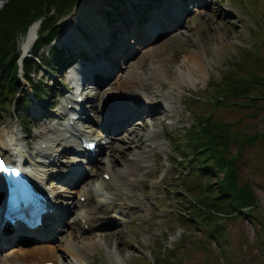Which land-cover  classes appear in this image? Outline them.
Instances as JSON below:
<instances>
[{"label": "rangeland", "instance_id": "rangeland-1", "mask_svg": "<svg viewBox=\"0 0 264 264\" xmlns=\"http://www.w3.org/2000/svg\"><path fill=\"white\" fill-rule=\"evenodd\" d=\"M114 1L103 0L104 3L99 2L101 15L103 16L107 13L108 17L98 24L97 34L104 36L103 32L106 29H108L106 32L111 29L103 46L107 45L109 50L119 52V56L125 58V60L116 57L114 59L117 64L116 69H111L109 65L110 69L106 70L104 68L96 72L97 77H101L104 71L110 75L112 78L110 86L106 87L105 84L96 85L95 87L89 86L83 91L85 93L84 98L92 100L90 103L87 102L85 106V114L83 115L87 123L85 126H89L90 130L91 128L96 129L98 126H96V123L101 117V111L105 106L104 103L107 96L116 91L117 83L122 80L116 78V74L128 72L132 77H135L134 72L137 71L142 74L144 67L148 70L142 75L147 81L153 85H164L161 91L164 93V99H169H167L168 102L164 103L168 109V117L164 123L157 121L154 124L152 119L141 121L142 125L146 124L148 128L141 132L144 143L153 131L160 132V135L153 142L144 144L141 153L144 152L143 154H146L147 158H141L136 162L142 168L136 176L129 177L134 182L129 187V194L124 195L123 200L117 199L100 207L96 200L93 199L95 183L104 172V170H100L99 176L96 177L95 170L98 166L105 164L101 158H106V155L99 156L91 166L89 165L90 168L86 171L82 182L75 186L76 189H84L89 192L91 200L88 202L87 209L90 210L92 215L99 214L103 216L109 211V214H111L110 221L114 223L113 226H104L105 222L101 223V226L97 225L91 231L82 233L80 238L75 237L76 240H83L86 243L98 242L99 247L88 253L87 262L89 264H132L135 261H131L133 257L140 258L141 256L153 261L156 257L159 243L163 248L169 249H174L176 244L179 243L182 238V231L168 228L164 219L165 215L171 212V205L177 203L176 201H171L170 192H181V185L184 182L179 177L182 174H180L178 166L174 165L173 157L177 153L172 143H170V136L176 133V138H184L190 132L192 126L197 123L194 116V105L191 104L193 98H199V96L208 97L209 87L212 92L213 86L220 82L222 74L229 67L238 65L240 68L247 70V66H250L245 62V52L248 50L253 52V48L258 50L260 46H264V0H205L208 4L203 7H200L197 2H191L190 0H173L178 7L185 6L187 11L181 27L173 30L176 31L175 35L171 34L173 31L166 34V30L162 32L163 36L156 40H150V42H141L139 40L135 34V28L137 27H135V21L137 22L141 17L149 19L151 14H153L152 9L162 3L164 4L167 0H134L136 5L133 6L132 2L129 3L128 0ZM143 5L149 7L148 11H142ZM131 11L133 16L132 21L129 22L128 17L132 13ZM73 14H67L71 21L74 20V17L71 18ZM67 19L58 22L61 32L55 42H53L64 49V54L67 51L69 52L68 46L71 45L69 40L61 41L64 30L73 28V31H76L72 22L70 20L69 22L66 21ZM80 30L88 38L85 43L94 42L91 33L85 31L81 26ZM110 35H113V37L109 38ZM76 43L78 42L74 40L73 44ZM122 43L125 44L124 49L120 47ZM79 46H84V42L80 41ZM148 47L152 48L150 52H146ZM101 48L103 51L104 47L101 46ZM101 48H99V51H101ZM110 53L108 52L107 54ZM255 53L261 56L259 53ZM191 54L203 60L205 64L203 69L197 70L196 67L193 68L192 62L188 60ZM97 58L99 59L100 56ZM126 60L130 62L129 66L125 63ZM140 66H142V69L139 68ZM152 68L159 72V82L156 78L152 79L149 77ZM164 69H170L173 76L181 78L183 81L182 88L177 86H174L173 89L171 88V79H166L163 73ZM189 70L193 73H190ZM260 71L264 74V66H261ZM55 77L64 81L70 76L64 71L59 75H55ZM37 78H41L44 82H50L53 79L49 74L42 75L41 72L38 73ZM52 81L53 91H51L50 106L54 107L57 105L59 108L62 99H60V104L56 102L57 94L63 91V88L59 83L55 85V81ZM100 89H103V92L98 94ZM27 90H29V85L23 82V92ZM164 99L160 101L163 103ZM90 105L94 108H90ZM127 107L129 106L127 105ZM35 108L37 109L38 107L35 105L28 107V115L24 114L25 108L22 111H15L14 106L2 111L0 131L6 126L20 130L18 116L20 119L24 117L26 119L30 118L29 124L32 129L30 135L24 134L21 130L20 132L21 136L29 144H35L39 139L46 140L52 135L51 131H44L46 127L55 126V124L58 125L61 122L66 123L65 120H59L58 116H62V113L60 109L58 111L55 108L53 112H47V115L51 116L52 119L41 117L33 120L32 114ZM222 112L225 115L234 113L231 109H224ZM235 115L234 113L232 116ZM263 115L264 112H259V116ZM259 122V128L264 130V127H262L264 121L259 120ZM248 129L253 131L252 128ZM177 134L180 135L177 136ZM116 139H111V143L112 141L113 143L118 142ZM111 143L109 142L106 146ZM229 148L232 153L237 150L235 145H230ZM130 150V155L133 157L136 153L141 154L133 146ZM106 152H110V146ZM72 155L73 152H68L67 156L69 158L65 159L61 154L57 161L58 165L55 167L65 170L73 164ZM129 156L124 161H128ZM121 161L120 156L118 154L115 155L113 160L115 172L122 171ZM81 166L85 168L84 164ZM55 167H49V170L54 171ZM238 167L243 181L252 184L251 189L259 200L260 211L257 214H261L264 217V136L254 146L248 143L243 157L239 158ZM183 172L188 176L190 168H185ZM210 175L213 182L219 181L218 176L211 173ZM55 177L54 175L52 179L56 180ZM221 177L223 178V174ZM188 179L193 186H196L195 192H197V186L200 184L199 178L190 176ZM204 182L205 180H202L203 184ZM57 192H59V199H62L64 203L71 197L59 190ZM171 195L173 197V194ZM184 197L187 196L184 194ZM72 209H70L69 213H71V216L69 218L77 216L75 210L73 211ZM69 218L65 219L64 224L66 227L64 228L63 225L61 231L57 232L62 236L61 238L67 240L71 239L69 232L74 235L76 234L75 231H77L68 223L71 220ZM228 228L231 233L232 248L225 247V250L231 260H227V253L223 255L219 252L220 250L218 251V246H215L216 240L212 239L210 246H213V250L206 251L201 245L198 246L192 255L187 258V264H207L205 259L207 257L213 259L214 256L222 263L224 262V264H264V257L260 255L255 246L256 225L248 219L242 218L230 222ZM193 232L195 235L200 236L202 229L200 227L193 228ZM51 244H55L58 247L62 245L60 240H52ZM234 259L239 261V263H235ZM64 263L86 264L85 261L78 262L69 257Z\"/></svg>", "mask_w": 264, "mask_h": 264}, {"label": "trees", "instance_id": "trees-1", "mask_svg": "<svg viewBox=\"0 0 264 264\" xmlns=\"http://www.w3.org/2000/svg\"><path fill=\"white\" fill-rule=\"evenodd\" d=\"M82 1L8 0L2 6L0 114L11 107L20 93L19 43L29 27L39 20L34 56L39 59L40 64L34 58H27L23 67L33 95L49 98L51 85L32 78V71L44 67L47 71L57 73L61 62L65 63L61 50L51 44L60 33L59 20ZM41 50H44L42 54ZM253 50H246L244 55L245 62L250 66H247V70L238 65L229 67L222 74L220 82L214 86L212 84V92L209 87L208 97L193 98L191 104L194 105L197 123L192 126L190 132L184 138H176V133L171 135V143L177 153L173 157L174 165L178 166L182 174L179 177L184 182L181 192H170L173 194V197L170 194L171 201L177 203L171 205V212L166 214L164 219L168 228L182 231L181 240L174 249L163 248L159 243L153 261L145 256L133 257L131 261H135L132 264H187V258L198 246L201 245L206 251L213 250V246H210L212 239L216 240L218 251L223 255L227 253V260H231L225 250V247H231V233L228 227L230 222L242 218L256 225L255 246L264 257V217L257 214L260 211L259 200L251 189L252 184L243 181L238 167L239 158L243 157L248 143L254 146L264 136V130L259 128V120L264 121V115L259 116V112H264V74L260 71L261 66H264V46ZM29 102L31 95L25 92L23 98L16 103L17 110L26 108ZM39 104L47 107L43 102ZM224 109H231L236 115H225L222 112ZM21 123L25 128H30L25 119L21 120ZM230 145L237 146L236 152L230 151ZM185 168H190V176L199 178L197 192L196 186L188 179L190 176L182 173ZM210 173L218 176L219 181L213 182ZM201 179L205 180L204 184ZM184 194L188 198L184 197ZM197 227L202 229L200 236L193 232V228ZM205 262L224 264L215 256L213 259L207 257Z\"/></svg>", "mask_w": 264, "mask_h": 264}, {"label": "bare ground", "instance_id": "bare-ground-1", "mask_svg": "<svg viewBox=\"0 0 264 264\" xmlns=\"http://www.w3.org/2000/svg\"><path fill=\"white\" fill-rule=\"evenodd\" d=\"M119 1V0H118ZM129 3L132 2V6L136 5L134 3V0H128ZM99 2H103V0H87L80 4L74 11V14L72 17H74L73 21L71 19H67L66 21L72 22L73 27H75L76 31H73V28H66L64 30V33L62 35V40H69L71 41V44L73 45L74 49H78L79 43L84 42V46H81L83 49L87 50V53L91 56V64L86 65L85 68V75L89 76L91 75V72H94V70L98 67L93 63V59L98 54V49L101 48L106 43L107 39V30L106 29L103 32V35H98V24L102 22L103 19H105L104 14L101 15V11L99 8ZM114 2H117L115 0ZM120 2V1H119ZM191 2H197V4L200 7L205 6L206 1L205 0H192ZM104 3V2H103ZM158 3V2H156ZM166 3V2H165ZM214 4V3H213ZM173 6V4H170V6ZM109 6V5H108ZM183 7V6H182ZM166 8V7H165ZM113 12L114 10L111 9ZM186 12V11H185ZM184 12V13H185ZM161 14V15H160ZM187 12L179 17V14L176 12L174 13H167L163 9L162 12H156L155 17L147 23L144 27L137 30L136 35L140 39L141 42H150V40H156L163 36L162 33L158 32L157 34H153V37L149 34V32L155 30V27L162 25L163 29L167 30L166 34L170 31H173L175 29H179L181 27V23L183 22ZM158 18L160 20L158 21ZM129 22H131V18H129ZM67 23V22H66ZM59 25V24H58ZM80 26L85 30L91 33V35L94 38L93 43H85L84 39L82 38L83 33L80 30ZM39 29V26H34L30 29L28 34L24 37L23 41L21 42V49L24 53H29L32 49V46L37 38V31ZM60 29V27H59ZM61 30V29H60ZM176 31H173V35H175ZM149 34V35H147ZM179 34V32H178ZM85 38V37H84ZM86 42H87V38ZM74 40H76L78 43L73 44ZM125 44H120V47H123ZM151 47L146 48V52L151 51ZM120 53L117 51H113L112 54L105 57L101 64H108L110 65L111 69H116L117 64L115 63V58L120 57ZM125 60V58L120 57ZM123 60V61H124ZM188 60L192 62L193 68L196 67L197 70L203 69L204 62L199 58L198 56L194 57V55H189ZM126 64H130L129 61L126 60ZM133 65V64H132ZM101 69V66H99ZM140 66L139 68H141ZM119 68V67H118ZM142 69V68H141ZM148 69L145 67L142 69V74L145 73ZM190 71V70H189ZM105 72V71H104ZM100 77L99 84H105V86L111 85V76L107 73H104ZM163 73L166 77V79H171L170 84H172L171 88L173 89L174 86H177L179 88H182L183 81L181 78L173 76L170 69H164ZM190 73H193L190 71ZM141 73L135 71L134 75L135 77H132L128 72H123V74H116V78L122 79L121 82H118L116 85V91L110 93L106 100H105V106L102 108L103 110L101 112H104L105 117L102 118L100 121L101 126L105 131H108V137L110 139L117 138L116 140L118 142L110 141V145L107 147H100L97 152L99 154L103 150L106 152L110 146V152L106 154V158L103 161L105 164L98 166L95 170V173L98 177L100 170H105V172H108L111 174V180L109 182H105V189L103 188V191L105 193L104 197L95 196L97 198V201L102 206V203L105 202V198L109 197L110 194L114 195V199H122L124 198V195L129 194V187L132 185V182L134 180H131L129 177L136 176L138 173H140L141 165H138L136 162L138 160L146 159V154H137L134 158V163H130V158L132 155H130L132 146L135 149H138L143 151L144 142L143 138L141 136V132L144 130H147L146 124L144 126L142 125L141 121H148L149 119H152L155 122L160 121L161 123H164L166 118L168 117V109L165 107L164 103L168 102V98L164 99V93L161 91V88L164 87L163 84L160 86L153 85L151 82L147 81L145 77H143ZM149 77L152 79H157L159 82V72L152 68L151 72L149 73ZM103 92V89H100L98 91V94H101ZM162 103L160 100H163ZM168 99V100H167ZM92 100H89V103ZM159 101V102H158ZM114 105H111L113 104ZM130 104V105H129ZM127 105L129 107H127ZM90 108H94L93 106H89ZM81 111V116L83 117L85 111L84 108ZM87 120V117H86ZM55 128V126L51 125L45 128L44 131H51ZM73 134V133H72ZM160 135V132L153 131L147 142H153L154 139H157ZM54 142L56 139L53 140ZM53 141L50 140L51 143ZM25 142V143H24ZM45 142V141H43ZM77 142V141H76ZM156 148V146H155ZM71 149V148H69ZM71 150H64V155L62 154L63 158H69L67 156V152ZM130 151V152H129ZM15 153L14 161H19L21 159H25L26 161L32 162V165L34 166V169L30 171L31 174H35L37 171L41 172L39 176L43 177L46 174V171L44 170L45 165H39L37 161H34L32 159V155L28 152L26 140L22 139L20 130H15V128L6 126L0 131V155H10L12 153ZM119 155L122 159L121 163V170L119 172H115L114 170V164L113 160L115 155ZM130 155V156H129ZM129 156L128 161H124ZM103 159V158H101ZM133 160V159H132ZM69 169V168H68ZM60 173V172H59ZM65 177V176H64ZM111 184H114L113 187H111ZM67 193H76L81 194L87 197V199L90 197L88 192L86 190L81 189H65ZM7 196V191L5 189L4 182L1 181L0 184V202L1 198ZM102 199V203H101ZM73 205V208L76 206L78 207L79 202L77 200H74L71 202ZM87 204V202H86ZM126 205V203H125ZM76 207V208H77ZM102 209V208H101ZM70 212V210H69ZM106 216H100L99 214H93L91 215L89 213V220L87 223L92 229L96 227L97 225L101 226V223H105V226H113L114 223L110 221L111 214H109V211H107ZM110 215V216H109ZM73 221V226L77 228L78 231L83 230V226L81 224L80 215L77 216V218H71ZM66 227L63 223L61 227ZM40 231V230H39ZM18 235H23L24 233L22 231L14 232L12 234H4L0 233V264H19V260H23L27 264H37L38 262H45V261H52L55 264H65L64 262L67 260V257L70 259H73L74 261L83 262L85 261L86 264H89L87 262L88 253L95 250L97 247H99V244L97 241H93L92 243H86L83 240H75L74 238H80V234H72V232H69L71 236V239H63L61 238L58 233L55 234L53 237H48L50 240H60L63 247V253L59 252L60 247H58L55 244H52L50 242H46L47 238L40 239L38 236L39 234L36 233L35 240L40 241L37 245L29 248H25L24 245L19 244L17 246H12L9 249H6V243L12 239H14ZM79 235V236H78ZM44 241V242H42ZM4 244V245H3ZM5 252V253H3ZM3 253V254H2ZM20 253H24L25 255L23 257H20ZM70 264V263H68Z\"/></svg>", "mask_w": 264, "mask_h": 264}, {"label": "water", "instance_id": "water-1", "mask_svg": "<svg viewBox=\"0 0 264 264\" xmlns=\"http://www.w3.org/2000/svg\"><path fill=\"white\" fill-rule=\"evenodd\" d=\"M8 0H0V8L7 2ZM40 22L36 23L34 26H39ZM33 26V27H34ZM29 31V30H28Z\"/></svg>", "mask_w": 264, "mask_h": 264}]
</instances>
